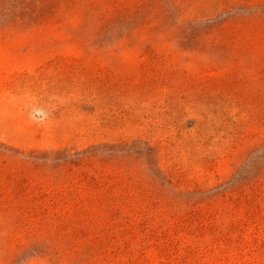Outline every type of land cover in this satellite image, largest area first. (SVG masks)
I'll return each mask as SVG.
<instances>
[{
  "label": "rangeland",
  "instance_id": "rangeland-1",
  "mask_svg": "<svg viewBox=\"0 0 264 264\" xmlns=\"http://www.w3.org/2000/svg\"><path fill=\"white\" fill-rule=\"evenodd\" d=\"M0 264H264V0H0Z\"/></svg>",
  "mask_w": 264,
  "mask_h": 264
}]
</instances>
